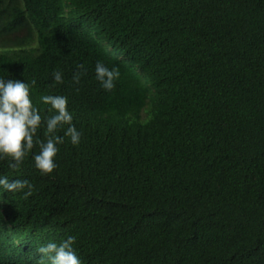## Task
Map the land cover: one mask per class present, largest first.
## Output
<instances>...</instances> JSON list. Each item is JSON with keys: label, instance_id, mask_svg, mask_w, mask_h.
<instances>
[{"label": "trees", "instance_id": "trees-1", "mask_svg": "<svg viewBox=\"0 0 264 264\" xmlns=\"http://www.w3.org/2000/svg\"><path fill=\"white\" fill-rule=\"evenodd\" d=\"M28 3L33 26L0 2V77L42 117L67 96L82 136L51 174L38 146L0 160L31 185L0 191V264H48L37 249L69 235L82 264H264V0ZM97 61L120 71L109 92Z\"/></svg>", "mask_w": 264, "mask_h": 264}, {"label": "clouds", "instance_id": "clouds-1", "mask_svg": "<svg viewBox=\"0 0 264 264\" xmlns=\"http://www.w3.org/2000/svg\"><path fill=\"white\" fill-rule=\"evenodd\" d=\"M2 1L6 5L10 0H0ZM28 2L29 0H15L24 20L33 26L31 18L39 15L34 13ZM20 44L23 42L20 41ZM25 44L32 43L25 42ZM3 46V41H0V52ZM77 69L72 76V83L76 85L80 83L81 76L85 72L83 65H78ZM94 75L100 88L109 92L115 87L114 82L119 79L120 71L116 66L109 68L102 61H97ZM52 79L56 84L64 82L60 71L54 72ZM39 99L42 104L49 107L50 116H41L30 96L27 83L0 77V160L8 159L11 161L9 167L18 168L33 148L38 146L39 151L32 155L33 164L41 175H47L56 168L55 157L59 151L58 145L67 137L73 146H77L81 141L82 133L73 124V114L68 109L67 96L48 94L41 95ZM41 128L45 133L43 140L37 137ZM61 130L63 135H58ZM26 187L31 188L27 180H10L6 175H0V191L19 192ZM75 243L76 236L69 235L59 243L49 242L40 246L37 252L48 264H82L74 247Z\"/></svg>", "mask_w": 264, "mask_h": 264}]
</instances>
